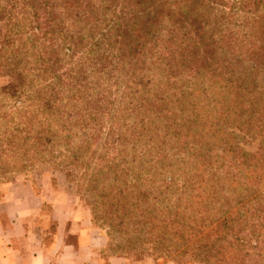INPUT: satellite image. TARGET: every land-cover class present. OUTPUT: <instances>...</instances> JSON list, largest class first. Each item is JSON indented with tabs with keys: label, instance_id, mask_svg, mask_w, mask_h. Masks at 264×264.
<instances>
[{
	"label": "trees",
	"instance_id": "obj_1",
	"mask_svg": "<svg viewBox=\"0 0 264 264\" xmlns=\"http://www.w3.org/2000/svg\"><path fill=\"white\" fill-rule=\"evenodd\" d=\"M0 22V178L62 176L114 254L264 264V0H0Z\"/></svg>",
	"mask_w": 264,
	"mask_h": 264
},
{
	"label": "crops",
	"instance_id": "obj_2",
	"mask_svg": "<svg viewBox=\"0 0 264 264\" xmlns=\"http://www.w3.org/2000/svg\"><path fill=\"white\" fill-rule=\"evenodd\" d=\"M19 177L0 182V264H156L111 253L107 234L78 199H47Z\"/></svg>",
	"mask_w": 264,
	"mask_h": 264
},
{
	"label": "rangeland",
	"instance_id": "obj_3",
	"mask_svg": "<svg viewBox=\"0 0 264 264\" xmlns=\"http://www.w3.org/2000/svg\"><path fill=\"white\" fill-rule=\"evenodd\" d=\"M3 24L0 22V30H3ZM0 74V86L5 85L10 79L8 77L4 78ZM244 148L249 151H255L257 149V142H248L247 144L244 145ZM15 176H21L18 178V180H23L24 182H27L28 184L32 185V188L38 192L39 194L43 196H48L46 197L47 199H50L53 194H63L68 197H73L76 198L80 201V204L88 209L87 203L84 200H81L80 197L78 196L76 190L69 186L68 184L65 183V180L62 176L59 175H52L51 172H47L46 170H33V171H28L23 174H18ZM15 176L11 177H3L0 178V182L6 181H12V179ZM53 178L55 179V182L53 181ZM43 215L49 216L50 214V207L48 204H45L43 207ZM93 223V222H92ZM94 228L102 230L106 233V228L104 226H101L100 222L93 223ZM109 238V243H110V250L111 253L116 252L117 250L115 249L116 244L119 242V239L112 237ZM131 259L134 260H152L156 264H196L189 258H181L178 257L176 260H169L166 257H162L159 259H154L152 256V253L147 250L145 254L142 256L136 255L134 256H129Z\"/></svg>",
	"mask_w": 264,
	"mask_h": 264
}]
</instances>
